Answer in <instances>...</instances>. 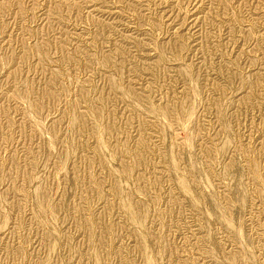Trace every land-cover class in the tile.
Segmentation results:
<instances>
[{
  "label": "rangeland",
  "instance_id": "1",
  "mask_svg": "<svg viewBox=\"0 0 264 264\" xmlns=\"http://www.w3.org/2000/svg\"><path fill=\"white\" fill-rule=\"evenodd\" d=\"M0 264H264V0H0Z\"/></svg>",
  "mask_w": 264,
  "mask_h": 264
}]
</instances>
